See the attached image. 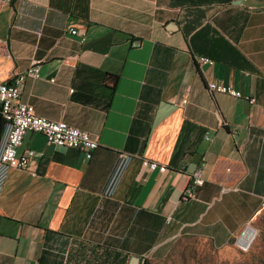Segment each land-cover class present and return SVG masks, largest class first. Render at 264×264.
<instances>
[{"label": "crops", "instance_id": "crops-1", "mask_svg": "<svg viewBox=\"0 0 264 264\" xmlns=\"http://www.w3.org/2000/svg\"><path fill=\"white\" fill-rule=\"evenodd\" d=\"M0 44V83L38 62L21 101L99 143L86 159L27 132L29 166L0 164V264H145L262 218L264 0H0Z\"/></svg>", "mask_w": 264, "mask_h": 264}, {"label": "built area", "instance_id": "built-area-1", "mask_svg": "<svg viewBox=\"0 0 264 264\" xmlns=\"http://www.w3.org/2000/svg\"><path fill=\"white\" fill-rule=\"evenodd\" d=\"M71 33H76V30H71ZM196 60L199 63H213L211 59L205 56H197ZM38 71V65L33 64L24 72L14 75L8 82L0 84V115L9 124L6 143L0 153V164L10 168H27L29 166L30 160L35 152L28 149L24 153L18 154L17 150L22 145L24 135L30 131L43 134L48 144L57 147L78 148L83 151L86 159L91 158L93 151L98 147V142L95 137L87 131L70 126L65 122H57L38 116L34 113L31 104L20 100L21 88L26 77L36 78ZM206 89L211 94L221 92L241 97L239 91L215 80L208 81L206 83ZM245 99L250 102L254 101L253 98L248 96ZM183 102H186V99ZM142 164L149 169L158 167L156 162H149L146 159L142 161ZM203 167L204 163L193 170L191 174V186L186 189L185 197L194 198V188L203 184ZM158 168L164 170L165 166L160 165ZM243 235H245L244 232L241 237Z\"/></svg>", "mask_w": 264, "mask_h": 264}, {"label": "rangeland", "instance_id": "rangeland-1", "mask_svg": "<svg viewBox=\"0 0 264 264\" xmlns=\"http://www.w3.org/2000/svg\"><path fill=\"white\" fill-rule=\"evenodd\" d=\"M71 30H75V29L70 28L69 29L70 33H71ZM76 33H78L77 30H76ZM76 33H74V34H76ZM71 34H73V33H71ZM80 36H81V40L83 41L84 40V33H81ZM82 37H83V39H82ZM0 47H2L1 44H0ZM33 64L38 65V68H39L38 62H34ZM16 74H14V75H16ZM13 76H11V78H13ZM38 76H39V71H38ZM28 77H30V76H28ZM28 77H26V78H28ZM11 78L9 80H11ZM8 81H5V82H8ZM21 90H22V88H21ZM20 96H21V93H20ZM33 110H34V108H33ZM0 117L2 118L1 115H0ZM57 122H63V121H57ZM30 132H32V131H30ZM33 132H36V131H33ZM98 146H99V143H98ZM61 148H68V147H61ZM190 186H191V183L187 188H189ZM186 189H185V191H186ZM227 189H229V188H227V187L223 188V190H227ZM185 191L183 194L184 198H190L187 196L185 197ZM194 193H195V188H194ZM261 216H262V218L260 220H257L255 222H252L250 225H247L240 232V234L237 236V238H235L225 248H221V249L214 248L208 241L203 240V239L182 237V238H179L178 240H176L175 242H173L170 250L168 251V253L165 256L152 259L151 264H264V212L261 213ZM246 231L248 232L247 234H245ZM243 232L245 235H243L241 237ZM145 264H146V262H145Z\"/></svg>", "mask_w": 264, "mask_h": 264}, {"label": "water", "instance_id": "water-1", "mask_svg": "<svg viewBox=\"0 0 264 264\" xmlns=\"http://www.w3.org/2000/svg\"><path fill=\"white\" fill-rule=\"evenodd\" d=\"M139 262L145 263V258L140 259Z\"/></svg>", "mask_w": 264, "mask_h": 264}, {"label": "trees", "instance_id": "trees-1", "mask_svg": "<svg viewBox=\"0 0 264 264\" xmlns=\"http://www.w3.org/2000/svg\"><path fill=\"white\" fill-rule=\"evenodd\" d=\"M146 264H151V262L147 261Z\"/></svg>", "mask_w": 264, "mask_h": 264}, {"label": "bare ground", "instance_id": "bare-ground-1", "mask_svg": "<svg viewBox=\"0 0 264 264\" xmlns=\"http://www.w3.org/2000/svg\"><path fill=\"white\" fill-rule=\"evenodd\" d=\"M248 229H249V228H248ZM248 229H247V230H248ZM247 233H248V232L246 231V233H245V234H247Z\"/></svg>", "mask_w": 264, "mask_h": 264}]
</instances>
